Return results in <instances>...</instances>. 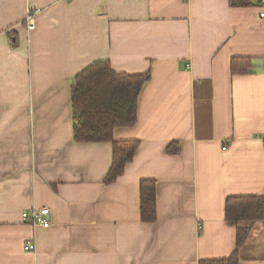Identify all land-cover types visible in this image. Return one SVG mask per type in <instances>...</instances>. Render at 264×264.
<instances>
[{"label":"crops","instance_id":"0c3cea01","mask_svg":"<svg viewBox=\"0 0 264 264\" xmlns=\"http://www.w3.org/2000/svg\"><path fill=\"white\" fill-rule=\"evenodd\" d=\"M232 1L0 0V264H199L234 253L227 199L264 198V19L255 3ZM232 58L249 59V72L233 74ZM97 61L150 72L136 124L113 131L139 147L107 186L111 144L72 138L70 85ZM173 142L177 155L166 152ZM143 180L156 183L154 223L140 220ZM39 208L47 228L22 219ZM238 255L264 264V221Z\"/></svg>","mask_w":264,"mask_h":264},{"label":"trees","instance_id":"16d2710c","mask_svg":"<svg viewBox=\"0 0 264 264\" xmlns=\"http://www.w3.org/2000/svg\"><path fill=\"white\" fill-rule=\"evenodd\" d=\"M237 1V2H236ZM257 0H235L232 6L247 7ZM236 2V4H235ZM250 60L232 58L233 74L249 72ZM150 72L128 75L112 71L108 61H97L79 72L70 85L72 138L77 144L110 143L112 161L103 184H113L124 174L126 165L133 161L138 141H115L113 131L133 127L137 122V104ZM177 155L180 147L170 143L166 149ZM156 183L143 180L139 183V210L142 223H154L156 212ZM226 220L236 224V250L225 260L201 261L199 264H239V250L250 235L251 227L264 221L263 197L229 198L225 207Z\"/></svg>","mask_w":264,"mask_h":264},{"label":"built area","instance_id":"2783aa9c","mask_svg":"<svg viewBox=\"0 0 264 264\" xmlns=\"http://www.w3.org/2000/svg\"><path fill=\"white\" fill-rule=\"evenodd\" d=\"M255 4L258 17L264 19V0H257ZM33 14V12L29 11L25 18L24 24L27 30H32L34 28ZM49 215L50 211L48 208L31 209L22 213V219L27 223L47 228L50 226V222L48 221ZM23 249L25 251H30L34 249V245L27 242Z\"/></svg>","mask_w":264,"mask_h":264}]
</instances>
